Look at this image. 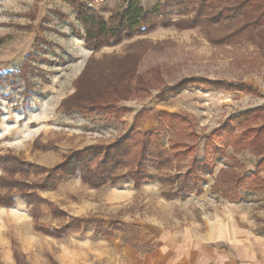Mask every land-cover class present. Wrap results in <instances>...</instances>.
<instances>
[{"label":"rangeland","instance_id":"374dc122","mask_svg":"<svg viewBox=\"0 0 264 264\" xmlns=\"http://www.w3.org/2000/svg\"><path fill=\"white\" fill-rule=\"evenodd\" d=\"M127 1L103 0L92 8L107 18L111 12L124 7ZM156 1L139 0V3L143 8H149ZM231 28L227 25L183 30L158 27L92 52L83 39L76 36L78 32L83 33V28L68 1L0 0V72L19 71L30 58L29 55L36 56L30 60L26 81L17 76L14 85H0V156L11 155L35 165L52 167L60 162L62 154L119 139L128 131L137 111L142 109L144 116L140 128L143 130H152L157 126L161 111L184 114L187 120L175 129L181 134L193 130L199 136L197 157L201 156L204 148L202 135L227 122L231 127L226 132L227 138L220 140L214 137L212 140L218 146L225 142L227 153L244 168L233 166V159L226 156L217 161L215 171L221 167L228 168L231 164L229 168L235 172L254 167L264 155L263 139L247 148H234L230 141L239 134L243 139L247 127L263 126L260 133H264V44L257 38L253 41L243 39L229 44H215L207 36L222 35ZM127 53L134 54L136 74L144 77L147 90L136 91L130 98L119 100L118 106L123 109L120 115L102 107L90 113L79 109L64 111L60 104L74 92L75 81L86 63L97 62L105 66L112 57ZM190 77L242 83L255 91L228 89L220 84L204 83L201 86L193 83L173 92L166 90L163 97H157L162 87L169 88ZM24 89L26 94L22 93ZM256 108H261L262 113L244 121L242 125L231 118L242 111ZM161 134L165 143L175 135L167 127H163ZM187 139L189 142L195 140L191 137ZM188 161V156L183 157L180 169H184ZM147 167L150 175L158 173L150 164ZM0 175H6L1 167ZM41 175L31 170L27 174L17 172L12 177L30 184ZM126 183L128 180L121 181L116 187L125 186ZM212 183L213 176H209L208 182L203 185L204 192L196 198L169 201L161 197L164 186L150 181L135 191L121 218L129 221L157 215L181 222L202 218L204 226V220L212 218L217 210L246 211L249 208L252 220L259 219L253 211L263 208L264 192L247 193L244 207H229L230 204L219 196L218 191L212 190ZM58 186L42 191L29 190L37 192L43 200L37 210L36 222L44 227L58 228L72 218V213L82 216L102 214L107 217L115 214L110 208L114 202H101L104 190H110L111 185L89 190L69 178ZM6 191L7 188L0 186V193ZM11 193L15 195V204L11 207L0 205V264H62L58 257L71 255L66 246L72 239L64 237L53 240V236L35 231L29 206L18 195L16 188H12ZM185 210L190 212L184 213ZM110 220L113 219L107 218V221ZM124 231L107 239L106 245L102 246L106 247L108 258H113L111 254L121 236L127 241L135 238V228L125 226ZM78 236L83 238L84 234ZM100 246L93 247L95 263L113 264L110 259L104 260V255L98 256ZM124 249H128L127 246ZM15 252L18 258H15ZM79 253L76 264H86L87 256L82 247Z\"/></svg>","mask_w":264,"mask_h":264},{"label":"trees","instance_id":"16d2710c","mask_svg":"<svg viewBox=\"0 0 264 264\" xmlns=\"http://www.w3.org/2000/svg\"><path fill=\"white\" fill-rule=\"evenodd\" d=\"M66 1L73 6L75 18L83 28V33L78 32L76 36L81 37L85 46L92 52L103 46L117 45L125 39L146 34L158 27L183 30L227 25L232 26L230 31L218 36L207 35L212 43L229 44L243 39L253 41L257 38L264 44V0H157L149 8H143L139 0H128L124 7L111 12L107 18L96 9L86 6L83 0ZM29 57L19 71L0 72V85H14L17 76L26 81V72L31 67L30 60L36 56ZM136 63L133 53L114 56L105 66L97 62L86 63L75 81L74 92L63 99L60 106L67 112L79 109L87 113L102 107L120 115L123 109L118 106L119 100L130 98L136 91L147 90L144 77L136 74ZM193 83L201 86L205 85L204 83L214 86L220 84L228 89L243 91L253 90L242 83L190 77L169 88L162 87L157 97H163L166 90L173 92ZM22 93L26 94V90ZM262 111L261 108L245 110L231 118L237 121L238 125H242L244 121L259 116ZM143 116L144 110L137 111L128 131L119 139L108 144L87 145L62 154L60 162L52 167L35 165L11 155H1L0 167L6 175H0V186L7 188V191L0 193V205L11 207L15 204V195L11 193V189L16 188L18 195L29 206V213L34 219V229L49 236L60 237L67 230L78 229L95 219L72 217L58 228L44 227L36 222L39 214L37 210L43 200L37 192L29 190L55 189L67 178L78 175L80 180L91 188L113 186L128 178L133 181L136 189L145 181H157L164 186L161 191L163 197H185L190 193L201 194L204 191L203 185L207 182L208 175L214 173L217 161L223 157L230 156L233 166L244 168L243 164L227 153L225 142L218 146L212 140L214 137L220 140L227 138L226 132L229 128L231 130L227 122L202 135L201 138L205 140L203 156L197 158L195 152L199 136L193 130L181 134L175 129L187 120L184 114L161 111L157 126L152 130L140 128ZM163 127L175 133L174 138L168 139L167 143L162 138ZM262 127H247L243 139L239 134L230 141V145L235 146L234 148L253 147L261 139L264 143V133H260ZM190 137L195 140L189 142L187 138ZM186 156L189 161L186 169L181 171L180 160ZM147 164L158 171L155 176L150 175ZM231 166L232 164L228 168L221 167L211 186L212 190L218 191L219 196L228 201H239L244 198L246 192L264 191V178L259 175L264 168V155L256 161L253 169L235 172L229 168ZM122 169L125 170L121 171ZM31 170L42 175L30 184L12 177L17 172L27 174ZM48 204L51 206V203ZM103 225L102 221L96 220V228H101V234L104 236L118 229L114 224H109L104 230ZM123 226L134 228L133 225ZM261 229H264V224ZM124 242L132 244V241ZM14 256L18 258L16 252Z\"/></svg>","mask_w":264,"mask_h":264},{"label":"crops","instance_id":"0c3cea01","mask_svg":"<svg viewBox=\"0 0 264 264\" xmlns=\"http://www.w3.org/2000/svg\"><path fill=\"white\" fill-rule=\"evenodd\" d=\"M202 156L203 149L201 156L196 157L201 158ZM186 167L187 165L181 171H184ZM219 169L214 170L212 175H208V177L213 176V183ZM248 169H253V167ZM259 175L261 178H264V168ZM69 178L75 179L76 182L84 185L89 190L97 189L83 183L78 175ZM124 180H128L125 186L116 187L119 182ZM119 182L111 186L110 190H104V194L101 196V202H114L110 206V208H113L111 209L112 213H115L112 217L102 214H84L85 216H82L80 213H72V215L68 212L72 215L70 217H92L91 215H93L92 218L95 221H91L78 229H69L61 237H53V240H59L64 237L72 239L66 246L71 255L66 256V258L63 256L58 257L62 264H76V262H79L77 256L79 257L80 247H82L84 254L87 256L85 263L96 264L93 259L96 257L92 253L95 250L93 247L96 245H101L100 247L105 246L107 239L117 236L118 232L124 233L125 227L123 225H133L136 229L132 244L125 243V238L121 236L120 241H118L119 243H116L115 251L111 254L113 255L112 259L108 258L106 247L98 249V256L104 255L106 257L104 260L110 259L113 261V264H264V229H261V226L264 224V206L258 211H253L259 216L258 220H252V213L249 211V208L246 211L232 209L225 211L217 210L214 212L212 218L204 220L206 223L205 227L203 226L202 218H194L181 222L175 218L170 220L153 215L151 217L132 218L129 221H124L121 217L124 208L128 205V201L137 189L139 190L140 187L145 186L150 181L143 182L137 189L134 188L133 181L128 178ZM106 186L108 185L98 189H103ZM255 192L264 191L246 192L244 198L239 201L223 199L230 204L229 207H242L245 205L246 194ZM201 194L190 193L185 197L174 198H165L161 195V197L169 201L178 199L190 200ZM247 202L251 203L252 201ZM185 208L187 209V206ZM85 209V206H83L82 210L84 212L86 211ZM189 212V210L184 211V213ZM107 218H112L113 220L107 221ZM96 220L104 223V230L109 224H114L118 229L116 228L110 235L104 236L101 234V228H96ZM81 233L84 234L83 238H79L78 236ZM124 246H127L128 249H124Z\"/></svg>","mask_w":264,"mask_h":264},{"label":"built area","instance_id":"2783aa9c","mask_svg":"<svg viewBox=\"0 0 264 264\" xmlns=\"http://www.w3.org/2000/svg\"><path fill=\"white\" fill-rule=\"evenodd\" d=\"M88 7H94L96 4H99L103 0H83Z\"/></svg>","mask_w":264,"mask_h":264}]
</instances>
